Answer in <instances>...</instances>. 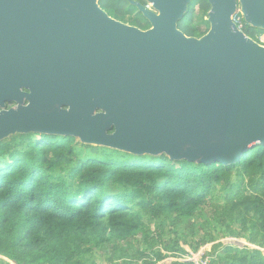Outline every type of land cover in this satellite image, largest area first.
Returning a JSON list of instances; mask_svg holds the SVG:
<instances>
[{"label": "water", "instance_id": "95a60500", "mask_svg": "<svg viewBox=\"0 0 264 264\" xmlns=\"http://www.w3.org/2000/svg\"><path fill=\"white\" fill-rule=\"evenodd\" d=\"M128 1L149 29L110 17L98 0H0V140L70 136L224 165L263 144L264 46L232 15L239 4L264 31V0H208L199 38L177 28L191 0Z\"/></svg>", "mask_w": 264, "mask_h": 264}, {"label": "trees", "instance_id": "16d2710c", "mask_svg": "<svg viewBox=\"0 0 264 264\" xmlns=\"http://www.w3.org/2000/svg\"><path fill=\"white\" fill-rule=\"evenodd\" d=\"M98 5L119 21L135 10L128 0ZM209 9L191 0L177 28L201 37ZM30 134L0 144V264H156L184 254L182 241L195 252L226 237L258 248L214 244L208 264H264V143L224 165Z\"/></svg>", "mask_w": 264, "mask_h": 264}, {"label": "rangeland", "instance_id": "374dc122", "mask_svg": "<svg viewBox=\"0 0 264 264\" xmlns=\"http://www.w3.org/2000/svg\"><path fill=\"white\" fill-rule=\"evenodd\" d=\"M237 6L239 7V4ZM198 13H199V11L197 9V6H195L194 16H195V22L196 23H198L197 22ZM203 19H206V17H203ZM203 27L204 26L202 24L201 28L203 29ZM40 136H45V135L36 134V133L35 134L34 133L31 134V138H34V139L37 138V137H40ZM151 230H152V232L154 231V226L153 225H151ZM132 239L139 240L140 239V235H137L135 237H130L127 240L130 242ZM218 243H222L224 245H232V246L238 247V248H242L244 246L250 247V248H258L257 246H255V245H253L251 243H248V242L244 241L241 238L226 237V238H220L219 240H217L215 242L206 243V244L202 245L197 251L194 252L187 243L182 241V242H180V245L185 249V253L184 254L174 255V256L173 255H168L166 258H164L163 260L157 262L156 264H170L173 261H183V259L185 257H190L191 258L190 253H193L195 255L199 254L200 256H202L203 254L208 255V252L210 251V248H212V246L214 244H218ZM263 253H264V249H263ZM185 254H187V255H185Z\"/></svg>", "mask_w": 264, "mask_h": 264}, {"label": "built area", "instance_id": "2783aa9c", "mask_svg": "<svg viewBox=\"0 0 264 264\" xmlns=\"http://www.w3.org/2000/svg\"><path fill=\"white\" fill-rule=\"evenodd\" d=\"M232 21L235 24L236 28L241 31L245 36H247L244 32V30L247 28V26H249L242 14L240 13L239 7L237 6L236 11L234 12V14L232 15ZM248 37V36H247ZM253 41H255L257 44L264 46V31L260 32V33H256L254 34L253 37H250ZM263 252V249H260ZM187 255V254H185ZM190 257H185L183 260H187V261H191L194 264H208L210 261V257L206 254H203L202 256H200L199 254L195 255L193 253H190Z\"/></svg>", "mask_w": 264, "mask_h": 264}, {"label": "flooded vegetation", "instance_id": "af4514ba", "mask_svg": "<svg viewBox=\"0 0 264 264\" xmlns=\"http://www.w3.org/2000/svg\"><path fill=\"white\" fill-rule=\"evenodd\" d=\"M133 1L138 2L139 4H142V5L150 8L149 4L145 0H133ZM134 7H135V10L133 11V13L132 14H128L126 16V18H127L126 20L127 21H121V22L126 23V24L131 25V26H134V27H137V28H139L141 30L149 29L150 26H151L150 23H149V21L143 16V14L141 12L138 11V9L136 8V6H134ZM146 23L149 24L148 28H146V29L145 28H141L140 26H138V24L145 25ZM21 91L27 92V90L24 89V88H21ZM22 103L24 105H26L28 103V101L26 99H24L22 101ZM17 105H18V102L17 101H11V102H6L5 103L6 109H9L11 107L16 108ZM2 111H3V106H2V103H0V114H1ZM2 140L3 139L0 140V144H1Z\"/></svg>", "mask_w": 264, "mask_h": 264}]
</instances>
